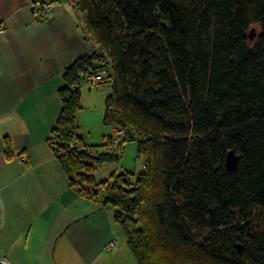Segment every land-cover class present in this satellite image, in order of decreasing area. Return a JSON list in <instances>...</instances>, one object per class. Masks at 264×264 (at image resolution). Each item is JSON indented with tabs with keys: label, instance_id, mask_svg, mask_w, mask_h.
<instances>
[{
	"label": "trees",
	"instance_id": "trees-1",
	"mask_svg": "<svg viewBox=\"0 0 264 264\" xmlns=\"http://www.w3.org/2000/svg\"><path fill=\"white\" fill-rule=\"evenodd\" d=\"M73 1L110 62L92 51L64 75L49 141L71 185L102 194L139 264H264V0ZM88 66L106 72L103 122L137 142L140 173L96 181L119 156L71 147Z\"/></svg>",
	"mask_w": 264,
	"mask_h": 264
},
{
	"label": "crops",
	"instance_id": "crops-1",
	"mask_svg": "<svg viewBox=\"0 0 264 264\" xmlns=\"http://www.w3.org/2000/svg\"><path fill=\"white\" fill-rule=\"evenodd\" d=\"M34 1L0 0V264H139L114 208L102 194L71 185L49 141L66 70L93 46L75 4L52 0L56 7L36 21ZM86 85L82 104L92 110L96 97ZM81 110L77 135L84 145L94 154L112 136L120 160L131 141L115 144L117 128L99 117L82 123ZM131 154L139 155L137 142Z\"/></svg>",
	"mask_w": 264,
	"mask_h": 264
},
{
	"label": "rangeland",
	"instance_id": "rangeland-1",
	"mask_svg": "<svg viewBox=\"0 0 264 264\" xmlns=\"http://www.w3.org/2000/svg\"><path fill=\"white\" fill-rule=\"evenodd\" d=\"M253 29L257 31L259 29V26L254 25L252 27L251 31ZM256 31H255V33H256ZM83 86H87V85L84 84ZM91 91L95 94V97H96V101H95L96 108H92V110H91L89 108V106L83 105L84 103L82 104V106H84V108L81 110L82 116H83V120H82L83 122L82 123H86V122L89 123L90 121L98 120L97 119L98 117H99V119L101 118V122H103L105 99H106L107 95L110 93L111 87L109 84H104L102 87H100V89H96L95 87H91ZM83 92H84V89H83ZM97 92L100 95H96ZM96 135H97V133H96ZM80 142H82V141L80 140ZM130 144H131L130 147L127 149V151H125L124 156L120 160L106 162L103 164H96V170L94 172L96 181H101L103 179L109 178L110 174L113 171H115V169L117 167H120L123 171L125 169H128V167H132L136 174L140 173L141 166H142V158L139 155L134 158L135 155L131 154V152H133L134 146L136 147V142L131 141ZM114 151L115 150L114 149L112 150L111 148L109 149V148H105V147H100V149L98 151H96V153H94V155H98L101 152H114ZM125 164L128 167L124 166ZM77 179H78V176H77Z\"/></svg>",
	"mask_w": 264,
	"mask_h": 264
},
{
	"label": "built area",
	"instance_id": "built-area-1",
	"mask_svg": "<svg viewBox=\"0 0 264 264\" xmlns=\"http://www.w3.org/2000/svg\"><path fill=\"white\" fill-rule=\"evenodd\" d=\"M69 1L75 4L73 0H69ZM56 5H57V2L52 1V0H35L31 6L33 19L36 21L44 19L47 16V14L56 7ZM79 17H80V21L83 26V29L85 30L84 21L80 15ZM85 34H86V37L88 38V41L91 42L93 46L92 48L93 51L103 56V58L105 59V62H103V64L107 66V64H109L110 62V58L108 57V52L105 49H102L100 47V45L95 41V38L92 35H89L86 32ZM99 69H96L93 66H88L86 68V71L83 77L81 78V82L83 84H88L90 87H95L96 89H100V87H102L101 83L103 82V79L105 78L106 72L100 71ZM115 133L117 136L114 138V142L117 145L123 143L129 137L128 133L118 128L115 129ZM71 147L82 149L84 148V144L80 142L78 139H74L73 142L71 143ZM114 244H115V240L109 243V245L111 246Z\"/></svg>",
	"mask_w": 264,
	"mask_h": 264
},
{
	"label": "water",
	"instance_id": "water-1",
	"mask_svg": "<svg viewBox=\"0 0 264 264\" xmlns=\"http://www.w3.org/2000/svg\"><path fill=\"white\" fill-rule=\"evenodd\" d=\"M255 36V30L253 29L250 33V37L253 38ZM239 156L235 152V150L229 151L227 155V166L229 169L235 171L238 167Z\"/></svg>",
	"mask_w": 264,
	"mask_h": 264
}]
</instances>
